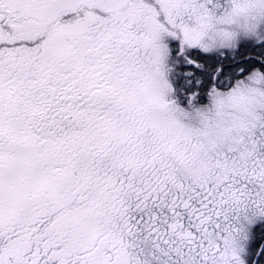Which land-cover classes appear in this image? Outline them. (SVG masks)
<instances>
[{"label": "snow or ice", "instance_id": "6c2138e0", "mask_svg": "<svg viewBox=\"0 0 264 264\" xmlns=\"http://www.w3.org/2000/svg\"><path fill=\"white\" fill-rule=\"evenodd\" d=\"M0 264H264V0H0Z\"/></svg>", "mask_w": 264, "mask_h": 264}]
</instances>
